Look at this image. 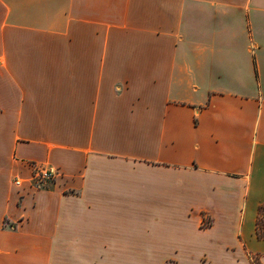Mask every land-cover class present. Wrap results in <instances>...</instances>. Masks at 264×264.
<instances>
[{
  "label": "crops",
  "instance_id": "obj_1",
  "mask_svg": "<svg viewBox=\"0 0 264 264\" xmlns=\"http://www.w3.org/2000/svg\"><path fill=\"white\" fill-rule=\"evenodd\" d=\"M263 216L264 0H0V264H264Z\"/></svg>",
  "mask_w": 264,
  "mask_h": 264
},
{
  "label": "built area",
  "instance_id": "obj_2",
  "mask_svg": "<svg viewBox=\"0 0 264 264\" xmlns=\"http://www.w3.org/2000/svg\"><path fill=\"white\" fill-rule=\"evenodd\" d=\"M32 174L28 177L26 182L33 188H41L46 185L48 182H51L55 179L58 174V171L54 168L37 165L35 163L31 164ZM25 180L15 177L13 178V183L17 186L21 185ZM251 264H254L252 255H249Z\"/></svg>",
  "mask_w": 264,
  "mask_h": 264
},
{
  "label": "rangeland",
  "instance_id": "obj_3",
  "mask_svg": "<svg viewBox=\"0 0 264 264\" xmlns=\"http://www.w3.org/2000/svg\"><path fill=\"white\" fill-rule=\"evenodd\" d=\"M262 218H264V216L261 217V219H262ZM253 262H254V264H259L258 259H256L255 257H254V259H253ZM123 264H146V263L135 262V263H123ZM156 264H171V263H156Z\"/></svg>",
  "mask_w": 264,
  "mask_h": 264
}]
</instances>
